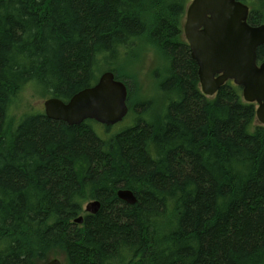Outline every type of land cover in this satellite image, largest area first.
<instances>
[{
  "label": "trees",
  "instance_id": "obj_1",
  "mask_svg": "<svg viewBox=\"0 0 264 264\" xmlns=\"http://www.w3.org/2000/svg\"><path fill=\"white\" fill-rule=\"evenodd\" d=\"M239 1L264 24V0ZM188 2L0 0V264H264V125L233 82L202 92ZM151 49L140 101L124 62ZM101 67L127 84L132 126L101 135L93 120L13 116L28 87L67 101Z\"/></svg>",
  "mask_w": 264,
  "mask_h": 264
},
{
  "label": "water",
  "instance_id": "obj_2",
  "mask_svg": "<svg viewBox=\"0 0 264 264\" xmlns=\"http://www.w3.org/2000/svg\"><path fill=\"white\" fill-rule=\"evenodd\" d=\"M250 8L239 0H192L187 8L184 35L191 57L198 66L202 92L214 96L227 82L242 88L243 99L257 104L258 121L264 125V60L258 62V49L264 45V24L248 22ZM128 87L114 72H102L98 81L65 101L49 97L44 101L47 117L69 125L93 120L114 126L129 113ZM118 197L135 204L137 197L129 189H120ZM99 200L87 203L86 210L97 214ZM84 217L76 219L83 224ZM59 257L43 264H62Z\"/></svg>",
  "mask_w": 264,
  "mask_h": 264
},
{
  "label": "rangeland",
  "instance_id": "obj_3",
  "mask_svg": "<svg viewBox=\"0 0 264 264\" xmlns=\"http://www.w3.org/2000/svg\"><path fill=\"white\" fill-rule=\"evenodd\" d=\"M191 0L187 3V7L190 4ZM187 11V9H186ZM186 15V13L184 14ZM185 19V17H184ZM184 23V21H183ZM154 50V49H153ZM137 51V50H136ZM138 53L130 60L129 62H124L126 64L125 68L126 71L129 69L135 70V76H136V84L133 88L136 86V90L140 92L139 100H144L152 97V88H153V80L149 77L150 71H154L155 69H158L155 65V53L152 51V49L146 53L139 50ZM134 59H137L134 61ZM156 66V68H154ZM104 69L101 67L98 69V74L101 73V70ZM152 69V70H151ZM136 90L135 93L136 94ZM147 95V96H146ZM150 95V96H149ZM48 98V96L44 97L41 93L36 91L33 87H28L25 89L17 103L15 104V107L13 108V116L15 118L21 117L25 113L34 112V111H45L44 110V101ZM135 122V116L129 112V114L125 117V119L118 124L111 126L110 134H114L117 132H120L121 130L130 127ZM97 131L101 135H106V126L101 124H96ZM87 203V202H86ZM84 204V206L86 205ZM61 258V257H59ZM63 260V258H61Z\"/></svg>",
  "mask_w": 264,
  "mask_h": 264
},
{
  "label": "bare ground",
  "instance_id": "obj_4",
  "mask_svg": "<svg viewBox=\"0 0 264 264\" xmlns=\"http://www.w3.org/2000/svg\"><path fill=\"white\" fill-rule=\"evenodd\" d=\"M141 43H142V42H141ZM123 45H124V44H123ZM148 47H149V46H148ZM148 47H147V48H148ZM190 55H191V51H190ZM118 56H119V55H118ZM191 58H192V57H191ZM123 59H124V58H123ZM121 63H122V62H121ZM99 66H101V65H99ZM257 120H258V119H257ZM258 122H259V121H258ZM259 123H260V122H259ZM260 124H261V123H260ZM118 191H119V190H118ZM117 193H118V192H117ZM117 195H118V194H117ZM88 202H89V201H88ZM88 202H87V203H88ZM87 203H86V205L84 206V211H85L86 213H89V212L86 210ZM89 214H90V213H89ZM80 216L84 217L83 215H80ZM80 216H79V217H80ZM79 217H77V218H79ZM77 218H76V219H77ZM76 219H75V222H76Z\"/></svg>",
  "mask_w": 264,
  "mask_h": 264
}]
</instances>
